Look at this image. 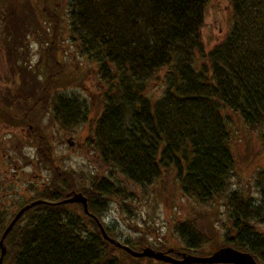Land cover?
<instances>
[{
  "label": "trees",
  "instance_id": "obj_1",
  "mask_svg": "<svg viewBox=\"0 0 264 264\" xmlns=\"http://www.w3.org/2000/svg\"><path fill=\"white\" fill-rule=\"evenodd\" d=\"M50 1L38 5L43 19L52 23L50 46L41 54L40 81L18 61L26 51L24 44L21 53L18 46L27 34V20L35 23L38 17L26 5L18 10L12 0H6L1 15L14 73L3 113L13 110L14 116L7 118L12 125L31 126L27 135L37 145L36 161L50 169L45 186L31 188L32 195L20 199L18 209L42 202L25 211L8 232L2 264H165L133 258L103 238L81 204L57 202L71 191L82 193L88 212L117 240L101 216L109 196L127 199L132 194L114 182L113 174L145 187L172 171L188 199L210 204L223 197L229 227L219 246L248 252L264 264V232L257 229L264 224V171L253 179L257 198L243 188L233 189L237 159L231 149L234 125L264 128V0H228L226 35L207 52L201 29L209 0H68L70 31L85 55L94 58L107 87L90 143L112 178H84L61 170L41 133L46 103L50 122L62 128L86 120V112L71 98L58 91L51 94L53 79L64 71L59 70L55 47L60 17L48 9ZM150 80L161 85L159 93L148 91ZM200 216L175 222L179 247L153 246L142 236L123 244L136 252L172 249L174 258L179 253L209 255L203 246L214 242L208 231L212 216ZM6 218L2 206L0 236L10 222Z\"/></svg>",
  "mask_w": 264,
  "mask_h": 264
},
{
  "label": "rangeland",
  "instance_id": "obj_2",
  "mask_svg": "<svg viewBox=\"0 0 264 264\" xmlns=\"http://www.w3.org/2000/svg\"><path fill=\"white\" fill-rule=\"evenodd\" d=\"M12 1L18 10L26 5L33 9L38 17V22L35 23L27 20V34L18 46L20 53L25 50L23 44L26 51L22 53V58L18 56V61L20 66L29 70L25 73L35 74L36 79L40 81L44 62L41 60V54L50 46L48 41L52 23L44 20L38 11V5H41L43 0ZM48 3V9L60 17L61 24L55 47L58 49L57 64H61L59 70L64 71L61 77L53 79L51 94L58 91L68 99L71 98L76 106L79 104L81 110L86 112V120L71 129L62 128L54 121L50 122L46 103L40 122L41 133L49 141L56 166L61 170L76 171L78 176L84 178L90 175L112 178L109 175L110 170L102 163L97 156V150L90 143L96 120L103 108L102 94L107 91L106 83L101 80L94 58L85 55L78 36L70 31L68 0H52ZM5 6L6 0H0V209L5 206L6 219L11 221L23 202L20 199L29 198L32 189H42L45 186L50 169L36 161L37 145L27 135L31 126L12 125L7 122V118L14 116L13 110L10 112L9 109L3 113L6 110L3 97L14 78L4 35L1 34V15L5 12ZM228 15V0L208 1L204 26L201 29L206 52L224 39L228 30ZM27 74H24L26 79L29 78ZM160 87L158 81L150 80L148 83L150 93H159ZM234 129L231 149L236 155L237 163L232 180L233 189L243 188L245 192L249 191L257 198L258 194L252 183L257 172L264 171V128L259 131L243 126L239 129V126L234 125ZM68 141L73 142V145L69 146ZM113 175L114 182L132 194L127 199L109 196L101 216L102 222L117 240L124 243L126 240L135 241L142 236L153 246L179 247L181 244L173 230L175 222L191 215H201L204 219L212 216V226L210 225L208 231L214 236L213 244L204 245L203 250L207 251L205 253H212L220 248L219 244H222L223 235L229 227L223 197L215 198L210 204H200L188 199L183 196L173 171L162 174L158 181L145 187L132 184L117 172ZM257 229L264 232V224H257Z\"/></svg>",
  "mask_w": 264,
  "mask_h": 264
},
{
  "label": "water",
  "instance_id": "obj_3",
  "mask_svg": "<svg viewBox=\"0 0 264 264\" xmlns=\"http://www.w3.org/2000/svg\"><path fill=\"white\" fill-rule=\"evenodd\" d=\"M68 144L71 146L72 143L68 141ZM42 201L37 200L33 201L21 209H19L14 217L11 219L5 230L3 231L0 237V264H2L3 258L6 253V247L4 245L5 237L7 236L8 232L12 229L16 221L23 215L25 211L30 209L31 207L35 206L36 204L41 203ZM79 203L83 207V211L86 215L90 216L94 221H96L100 232L103 238L113 245L116 248L122 249L123 251L127 252L133 258H150L155 260L156 262H162L165 264H259L253 256L244 251H240L235 249L232 246H223L215 250L214 252L210 253L206 256H199L189 253H179V258H174L170 255L172 253V249H168L166 252L156 251L150 247H145L141 251L136 252L131 250L128 246L124 245L118 240L110 238L98 219L90 214L87 209V199L86 197L80 193L71 191L66 195V198L57 202V204H76Z\"/></svg>",
  "mask_w": 264,
  "mask_h": 264
},
{
  "label": "clouds",
  "instance_id": "obj_4",
  "mask_svg": "<svg viewBox=\"0 0 264 264\" xmlns=\"http://www.w3.org/2000/svg\"><path fill=\"white\" fill-rule=\"evenodd\" d=\"M105 222H107V221H105Z\"/></svg>",
  "mask_w": 264,
  "mask_h": 264
}]
</instances>
